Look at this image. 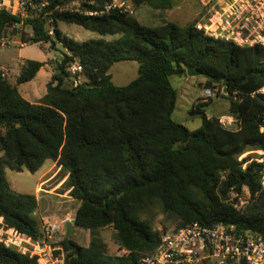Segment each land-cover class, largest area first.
Instances as JSON below:
<instances>
[{
    "label": "trees",
    "instance_id": "16d2710c",
    "mask_svg": "<svg viewBox=\"0 0 264 264\" xmlns=\"http://www.w3.org/2000/svg\"><path fill=\"white\" fill-rule=\"evenodd\" d=\"M110 0H41L27 17L0 7V39L20 35L25 44H63L45 96L26 99L18 85L35 79L46 62L28 59L16 84L0 69V219L36 240L42 237L37 217L38 198L15 192L6 169L34 173L46 160L56 161L68 174L70 196L80 202L74 223L92 232L89 246L65 239V264H140L160 243L153 211L175 215L177 228L193 222L207 226L237 225L264 239L262 164L239 157L264 151V95L251 94L264 85V49L238 46L208 37L195 28L167 21L142 24L133 14L100 11ZM78 2L79 8H65ZM46 3V4H45ZM135 7L150 4L170 9L173 0H132ZM60 22L78 24L101 35L121 34L116 41L102 38L77 41L63 34ZM54 28V37L49 28ZM30 28L31 35L24 29ZM78 60L88 81L68 86L67 66ZM123 60L139 62V76L126 86L112 80L111 67ZM197 66L208 85L225 84L229 115L241 119V129L224 128L219 117L203 107L201 126L188 129L174 117L177 92L172 76ZM246 165V168L243 166ZM248 187L252 202L238 210L230 191ZM113 226L122 255H110L99 230ZM0 263L38 264L36 257L0 242Z\"/></svg>",
    "mask_w": 264,
    "mask_h": 264
},
{
    "label": "built area",
    "instance_id": "2783aa9c",
    "mask_svg": "<svg viewBox=\"0 0 264 264\" xmlns=\"http://www.w3.org/2000/svg\"><path fill=\"white\" fill-rule=\"evenodd\" d=\"M37 0H0V7L12 13L27 17L29 10ZM204 9L196 21L195 28L204 35L232 42L238 46H260L264 49V0H198ZM46 4V3H45ZM111 10L133 14V6L129 0H110L102 10L88 12L91 15H102ZM49 33L54 34L50 26ZM25 43L21 42V45ZM7 46L5 38L0 39V48ZM7 78L8 70L1 69ZM71 76L70 88H77L88 81L83 65L71 61L67 66ZM223 94L234 100L238 93L232 94L225 84L214 83L204 87L196 105L207 103L214 97ZM252 96L264 95V85L254 91ZM220 124L232 131L241 129V119L232 115L219 117ZM264 132V125L261 127ZM260 158L250 159L262 164L261 184L264 189V151L257 150ZM245 155H241L242 160ZM247 163L243 166L246 168ZM245 198V200H243ZM230 202L238 209H244L252 197L248 187L242 193L235 189L230 191ZM66 220H43L42 237L36 240L15 228L5 226L0 219V242L8 247H15L19 252L36 257L38 264H65V250L56 239L57 235L66 233ZM160 243L150 254L141 258L140 264H264V239L256 232L240 228L237 225L217 224L207 226L193 222L185 227L165 231L162 227Z\"/></svg>",
    "mask_w": 264,
    "mask_h": 264
},
{
    "label": "rangeland",
    "instance_id": "374dc122",
    "mask_svg": "<svg viewBox=\"0 0 264 264\" xmlns=\"http://www.w3.org/2000/svg\"><path fill=\"white\" fill-rule=\"evenodd\" d=\"M37 1L41 2V0ZM129 1L132 3V0ZM132 6L134 11L133 15L138 18L142 24L147 26H155L167 21H173L176 24L184 26L196 19L198 20L204 12L202 4L198 0H173V7L168 10H162L161 12H157V10L150 6V4H143L136 8L132 3ZM79 7L80 4L78 2H73L68 4L65 8L76 9ZM32 9L33 11L40 9L39 3H36ZM154 14L157 15L154 16ZM59 28L64 35L77 41H87L100 38L106 41H116L121 37V34L101 35L100 33L86 29L81 25L66 22H60ZM24 30L29 33L28 35H31L30 28ZM52 35L54 37V34ZM5 42L7 43V46L0 48V64L8 69L7 79L11 83L16 82V76L22 67L21 62L26 61L27 58L46 62L48 66L47 68H44V71L52 74L55 69V61L59 60L62 53L65 52L63 44L59 41L56 42V47H53L51 43L46 42L26 44L25 47H21L20 35H12L10 34V30L5 37ZM110 73L112 75V80L116 85L126 86L139 76V62L136 60L119 61L111 67ZM36 82L34 80V82H30L29 84L25 83V85L20 88L21 90H26L30 86H34ZM171 82L177 92L176 107L173 114L174 119L190 130L199 128L202 123V112L194 110L193 105H196L201 98L204 87L209 86L207 84L208 78L204 75L191 77L186 74L183 76H172ZM207 103L209 104L203 107L207 116L216 117L221 114L229 113L230 98L223 94L214 97ZM244 155V157H251L252 159L260 158L261 156L257 150L247 152ZM63 172L64 171H62V173ZM8 175L10 180L13 179V176H18L22 185V190L29 191L35 187L36 176L27 169L23 173H18L14 170L8 171ZM60 176H62V174ZM243 200H245V198H243ZM73 208H75V205L69 209L70 214H73ZM179 222L180 220L175 215L163 213L158 206L154 208V229L158 230L162 227L165 231L175 230L177 229ZM99 233L107 243L108 253L110 255L123 254V251L119 249L118 243L115 240V229L113 226L100 229ZM91 238L92 232L90 229L75 224L70 236L71 240L81 246H89ZM65 239H67L66 233L59 235L57 238L61 245Z\"/></svg>",
    "mask_w": 264,
    "mask_h": 264
},
{
    "label": "crops",
    "instance_id": "0c3cea01",
    "mask_svg": "<svg viewBox=\"0 0 264 264\" xmlns=\"http://www.w3.org/2000/svg\"><path fill=\"white\" fill-rule=\"evenodd\" d=\"M143 5V4H142ZM152 6V5H150ZM140 7V6H138ZM136 7V8H138ZM153 7V6H152ZM157 10V12H161L162 10H168V9H158L153 7ZM157 14H154V16ZM153 16V14H152ZM138 19V18H137ZM139 20V19H138ZM140 21V20H139ZM141 22V21H140ZM142 23V22H141ZM179 25V24H178ZM182 26V25H181ZM26 44L21 45V47H25ZM30 58H27V60ZM25 61L21 62V66L24 64ZM48 64H45V66L38 72L35 79H33L30 82H36L34 86H30L28 89L21 90V86H24L25 83L18 85V89L20 93L28 100L32 102H38L40 101L47 92V84L51 80V77L53 75L49 74L47 71H44V68H47ZM7 69L3 67V65L0 64V69ZM8 70V69H7ZM21 70V69H20ZM8 72V71H7ZM54 72V71H53ZM20 73V72H19ZM18 73V75H19ZM16 76V79L18 77ZM30 82H27L28 84ZM26 83V84H27ZM13 84H16L13 83ZM194 106V105H193ZM223 115H229V114H221ZM216 116V117H220ZM210 117V116H209ZM3 156V153L0 152V157ZM21 171L22 173L25 171ZM8 171H13L9 168L6 169V176L7 179L11 185V188L18 193H32L35 194L38 198L39 207L36 212L37 217L43 221V220H66L67 224L68 222H73V228L72 232L75 226L74 220L77 212V208L80 205V202L75 200L70 196V189H68L65 185L68 174L61 171V168L58 166L56 161H53L51 159H48L45 161L43 166L36 172H34V176H36V184L34 189L25 191L22 190V185L20 183V180L18 176H13V179L10 180ZM20 173V172H18ZM62 174V176H60ZM14 182V183H13ZM75 205V208H73V214H70L69 209ZM3 221V219H2ZM63 234V233H61ZM59 234V235H61ZM56 239L58 238V236Z\"/></svg>",
    "mask_w": 264,
    "mask_h": 264
},
{
    "label": "water",
    "instance_id": "95a60500",
    "mask_svg": "<svg viewBox=\"0 0 264 264\" xmlns=\"http://www.w3.org/2000/svg\"><path fill=\"white\" fill-rule=\"evenodd\" d=\"M187 75L194 77V76L203 75V72L200 71L197 66H191L187 69ZM72 228H73V222L70 221L67 224V232H66V236H67L66 240H67L68 245H70V246L73 244L71 239H70V236L72 234Z\"/></svg>",
    "mask_w": 264,
    "mask_h": 264
}]
</instances>
